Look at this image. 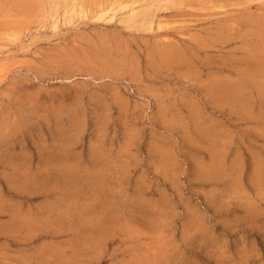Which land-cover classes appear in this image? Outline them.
Wrapping results in <instances>:
<instances>
[{
	"label": "rangeland",
	"instance_id": "obj_1",
	"mask_svg": "<svg viewBox=\"0 0 264 264\" xmlns=\"http://www.w3.org/2000/svg\"><path fill=\"white\" fill-rule=\"evenodd\" d=\"M233 1L0 0V217L35 264H264V9Z\"/></svg>",
	"mask_w": 264,
	"mask_h": 264
},
{
	"label": "bare ground",
	"instance_id": "obj_2",
	"mask_svg": "<svg viewBox=\"0 0 264 264\" xmlns=\"http://www.w3.org/2000/svg\"><path fill=\"white\" fill-rule=\"evenodd\" d=\"M74 1H75L73 4L74 8H72L71 13L67 14V16L65 17L66 21H68L70 18H72L75 15V13L80 14L82 16L88 15V13H92L99 19V18H103L105 16H110V17L114 16L115 11L117 10L115 8H119V10L126 8L127 12H128L127 13L128 19H125L124 21H125L127 26H129V24L132 25V23L129 22V18H134V16L136 18V16L140 15V14H142V15H156L157 13L163 12L164 14H168V15H181V14H193L194 15V14H199V13L204 11V12H207L206 15H209L212 13H214V14L218 13L217 10L219 9L218 8L216 10L214 9L211 11L205 10V8H210V7H208V6L204 7V5H202V2L205 3V1H208V0H156L153 3L150 2L151 4H149L148 6L146 5L145 8L139 7L138 10H134V8L131 6V4H133L135 2H139V1L142 2L143 0H74ZM151 1H153V0H151ZM209 1H211V3H212L210 6L216 5V6H219L221 8L223 7V5L229 6V2H230V0H220L219 2H215L214 0H209ZM223 1H224V3H223ZM254 1H257V0H234L232 3H230V6L231 5H238V6L241 5L242 7L246 6V8H251L253 6L255 8H263L264 9L263 2L257 3ZM77 2L79 3V5ZM195 2L197 3L195 7H199V8H195V9L192 8V7H194L192 5V3H195ZM42 3H43V0H13L12 5H13L14 9H16L17 13L19 12V13H22L23 15H25L26 17H29L32 13H34L40 7L42 8V6H41ZM89 3H92V4H89ZM217 3H219V5H217ZM76 5H78L77 8H76ZM54 8H55V4L53 6V9ZM240 8H237V10H239ZM226 10H227V8H226ZM226 10H223L222 12L226 13ZM228 11H230V10H228ZM129 12H131V13L129 14ZM251 14H253V13H251ZM262 14H263V12H262ZM256 15H258V14H256ZM141 17H143V16H141ZM247 17L249 18V16H247V14H246V18ZM250 17H252V16H250ZM55 18H57V17H55ZM261 18H263V17H261ZM249 19H248V21L252 20V22H251L252 24L253 23H254V25L257 24V23H255L257 21L256 18H251V20H249ZM130 21H132V20H130ZM57 22H58V19H57ZM157 25H158L157 26L158 28L161 26L159 23ZM52 27L53 28L56 27V24L54 23L52 25ZM251 30H253V28ZM158 35H160V33H158ZM220 38L222 39L224 37L221 36ZM172 40H174V38H172ZM156 41L159 43V45L162 46L161 49L158 50L159 51L158 54H159L160 59H163V58L178 59L182 56V54L177 49H175V48H177L175 45L177 43L176 41H171V40L161 39V38L159 41L156 39ZM179 42H181V41H179Z\"/></svg>",
	"mask_w": 264,
	"mask_h": 264
},
{
	"label": "crops",
	"instance_id": "obj_3",
	"mask_svg": "<svg viewBox=\"0 0 264 264\" xmlns=\"http://www.w3.org/2000/svg\"><path fill=\"white\" fill-rule=\"evenodd\" d=\"M20 227L21 223L12 215L0 217V264H35L29 241L21 246ZM27 232L29 235L30 230Z\"/></svg>",
	"mask_w": 264,
	"mask_h": 264
}]
</instances>
